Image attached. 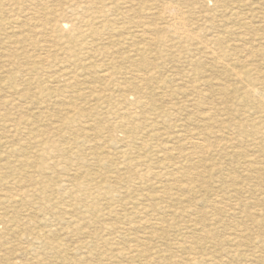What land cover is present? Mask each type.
I'll use <instances>...</instances> for the list:
<instances>
[{
	"label": "rangeland",
	"instance_id": "rangeland-1",
	"mask_svg": "<svg viewBox=\"0 0 264 264\" xmlns=\"http://www.w3.org/2000/svg\"><path fill=\"white\" fill-rule=\"evenodd\" d=\"M0 264H264V0H0Z\"/></svg>",
	"mask_w": 264,
	"mask_h": 264
},
{
	"label": "bare ground",
	"instance_id": "bare-ground-1",
	"mask_svg": "<svg viewBox=\"0 0 264 264\" xmlns=\"http://www.w3.org/2000/svg\"><path fill=\"white\" fill-rule=\"evenodd\" d=\"M176 21V20H175ZM177 24V23H176ZM65 25V24H64ZM68 26V25H67ZM64 27V26H63ZM177 33H178V31H177ZM181 33V32H180ZM220 61V60H219ZM229 61V60H228ZM223 63V62H222ZM225 63V62H224ZM226 65V64H225ZM227 66V65H226ZM237 77V76H236ZM252 89V88H251ZM256 93V92H255ZM259 95V94H258ZM258 97V96H257ZM256 98V97H255ZM260 98V97H259ZM263 102V101H262ZM142 106V105H141ZM190 139V138H189ZM190 140H192V139H190ZM197 142H199V141H197ZM198 144V143H197ZM259 145V144H258ZM192 147V146H191ZM197 148H199V147H197ZM206 148V147H205ZM200 153H202V152H200ZM204 153V152H203ZM244 157V156H243ZM197 158V157H196ZM129 168V167H128ZM131 168V167H130ZM99 188V187H98ZM102 195V194H101ZM257 213V212H256ZM187 256H190V255H187ZM195 256V255H194ZM260 256V255H259ZM182 258V257H181ZM184 258V257H183ZM192 258V257H191ZM215 258V257H214ZM256 258V257H255ZM187 259V258H186ZM256 260V259H255ZM195 262H197V260L195 259Z\"/></svg>",
	"mask_w": 264,
	"mask_h": 264
}]
</instances>
